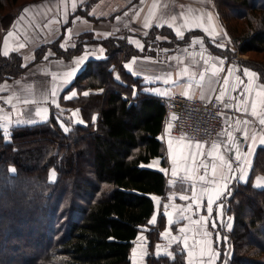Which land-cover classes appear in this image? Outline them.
I'll use <instances>...</instances> for the list:
<instances>
[{
	"label": "trees",
	"instance_id": "16d2710c",
	"mask_svg": "<svg viewBox=\"0 0 264 264\" xmlns=\"http://www.w3.org/2000/svg\"><path fill=\"white\" fill-rule=\"evenodd\" d=\"M5 1L19 2L0 0V17ZM40 1H30L27 6ZM97 1H86L72 16L82 14L98 19L90 12ZM215 1L236 51L264 52V0H224L234 4L232 16L247 20L241 36L230 29L220 0ZM18 14L13 13L12 18ZM6 22L0 18L2 35L7 31ZM196 34L206 36L193 30L180 39L170 27H153L143 36L146 49L141 51L125 35L97 41L91 33H83L73 47L64 49L52 43L42 46L44 50H37L34 62L42 61L49 47L56 56L71 59L83 50L84 37L92 36L90 42L102 43L107 57L89 61L73 85L80 90L104 88L105 91L80 97L75 102L89 123L76 125L69 120L72 128L68 133L63 131L54 111L47 122L13 126L10 143L0 128V177L11 184L7 191L24 188L23 195L29 202L41 203L37 215L43 218L50 214L40 224L45 232L26 240V227L32 222L23 214L19 216L12 211L6 215L5 209H0V216L3 215L0 256L7 264H131V250L144 225L149 226L146 264H187L186 252L180 243L172 245L175 260L156 255L167 218L160 213L157 223L149 224L156 209L152 195L166 200L172 191L179 188L185 191V185H169L164 172L143 166L153 157L164 155V144L158 135L164 129L167 109L157 96L138 90L134 94L139 79L127 71L125 62L135 55L154 54L148 47L162 44L160 36L167 37L168 45L176 46ZM213 51L227 55L218 48ZM240 62L256 70L264 83L263 64ZM22 65L19 53L5 57L0 46V84L21 76L27 69ZM116 71L122 77L121 82L115 79ZM96 112H100V117L95 125L92 118ZM91 155L93 161H87ZM52 169L58 174L55 181L49 179ZM257 174H264V146L256 152L249 180L234 182L224 197L225 212L233 217L232 229L227 232L232 257L227 264H264V187L254 186ZM222 246L225 241L220 242L221 249ZM223 251L220 250L218 264L224 258Z\"/></svg>",
	"mask_w": 264,
	"mask_h": 264
},
{
	"label": "crops",
	"instance_id": "0c3cea01",
	"mask_svg": "<svg viewBox=\"0 0 264 264\" xmlns=\"http://www.w3.org/2000/svg\"><path fill=\"white\" fill-rule=\"evenodd\" d=\"M86 1L88 0H42L29 4L27 7L35 12V20L40 24L43 37L33 38L34 32L29 29L30 20H27L29 16L25 20L26 26L17 20L8 32L0 35L2 54L4 51H8L9 54L17 52L21 54L23 65L27 66L21 76L6 79L0 85L1 92H6L2 99L5 107L0 110L4 116H0V123L8 119L9 125L16 126L41 123L43 116H48L49 120L53 111L62 128H72L69 120L76 125L89 123L81 107L75 102L80 97L93 93L100 95L105 89L80 90L73 83L89 61L107 57L106 47L99 42H85L83 50L71 59L56 56L49 47L44 59L34 62L36 49L41 43H57L67 49L75 46L76 38L83 33H91L95 39L101 40L111 36L122 37L125 35L123 31L127 30L129 33L125 36L129 43L142 51L146 49L143 36L153 27L167 26L180 39H183L189 31L201 30L205 35L216 40L219 46L230 45L226 23L218 11L215 0H99L90 9L92 15H96L98 19H91L82 14L72 16L76 8ZM45 9H49L50 12L43 13ZM19 23L22 27L18 26ZM9 32H12L11 36L7 35ZM178 33H182V36ZM28 40L33 42L29 44ZM41 40L42 42L39 43ZM160 40L162 44L149 46L155 48L152 51L154 54L135 55L125 62V65H131L127 71L139 79V85H135V93L138 90L157 96L162 101V98L175 94L209 100L212 97L220 98L223 92V99H220L225 107L226 119L225 129L217 139L197 140L177 134L168 115L165 118L164 129L158 135L164 144V155L153 157L143 166L153 165L149 168L166 169L164 173L168 184L172 186L186 184L185 190L189 191L186 192V196L189 199L186 200V204L177 202V205L168 211L165 207L160 210L157 206L154 196H162L152 195L156 209L149 224L153 225L151 221L154 216L158 221L161 211L164 214L165 211L172 213V223L169 224L166 217L167 227L162 233L163 240L157 243L159 247L156 246V253L161 250L173 253L172 245L180 243L186 252L187 264L189 261L191 264H218L220 254L217 252V246L220 242L215 240L216 225L213 226V221L215 220L219 225L223 215L230 216L225 212L224 197H227L234 182H241V176L246 182L249 180L256 152L260 146H264L261 144L264 140V126L259 124V120L264 118V96H257V93H264V87H261L264 83L260 81L256 70L241 64L235 57L229 59L212 52L201 35L193 37L187 44L176 46L168 45L167 37L160 36ZM21 45L23 47H20ZM25 52L28 57H25ZM230 69L231 74H229ZM244 69L256 73V76L245 77ZM115 79H119L118 74L115 75ZM225 79L228 80L227 84L224 83ZM53 91L58 107L51 102ZM73 92L76 96L67 99L66 97L71 96ZM124 96L127 95L124 93ZM253 99L256 100L257 115L252 114ZM42 109L48 111L41 112L38 116L37 112ZM99 117L100 112H96L92 118L93 123L98 121ZM81 120L83 123L78 122ZM0 128L6 133L2 126ZM245 130L248 132V140L242 138ZM197 143L203 145V148L190 149L189 145L194 146ZM213 145L217 147L214 149ZM236 150L242 158L240 164L235 160ZM191 151L196 152L194 157L190 155ZM185 156H189L187 161L184 159ZM173 159L176 160L175 164ZM229 163L232 171L228 169ZM205 164L208 165L207 175L203 167ZM213 165H215V185L208 183L213 178ZM241 168L242 173L237 171ZM173 170L176 171V176L172 175ZM200 176H205V181H200ZM225 176L228 177L227 180L224 179ZM187 177L192 179L189 180ZM253 184L257 188H263L264 174H257ZM202 188L208 189V192L202 194ZM176 191L179 193L184 189L179 188ZM218 191L223 193L219 199L216 198ZM194 192L197 196L196 201L192 200ZM209 196L214 200L211 214L205 210ZM197 203L200 205L199 210L196 207ZM189 205L191 209L182 213L181 209H187ZM217 205H223L222 210H218ZM202 217L207 219L202 220ZM232 226L231 216L230 229ZM181 228L184 229L183 232L179 231ZM148 229L149 226H142V231L134 241L131 264H146ZM169 231L172 232L169 234L172 240L163 247L162 244L167 243L164 234ZM173 237L176 239L174 240ZM185 239L187 247L183 245ZM194 241L195 247L192 246Z\"/></svg>",
	"mask_w": 264,
	"mask_h": 264
},
{
	"label": "rangeland",
	"instance_id": "374dc122",
	"mask_svg": "<svg viewBox=\"0 0 264 264\" xmlns=\"http://www.w3.org/2000/svg\"><path fill=\"white\" fill-rule=\"evenodd\" d=\"M30 1H33V0H19V2H17V3H9L7 1H5L4 2L5 6H3V4H2L3 8H2V15H1L0 18H1L2 22H6V20H7L6 23H8L7 24L8 26H6L7 31H5V33L8 32V30L15 24V22L17 20H19L20 22H23L25 24V26H26L27 24L25 23V20L27 19L26 17L29 16V18L27 20H30L31 27L29 29H31V31L34 32V34H32L33 38L43 37V31H41V29H40V24H37V22L35 20V12L30 10L29 7H27L28 2H30ZM220 3H221V5H220L221 9L223 10V12H225V15L227 16V21L229 23L230 29L237 36H241V34H243V32H244V30L246 28L247 20L242 17L243 15L241 16L242 18H240L239 15H238L239 18L236 17V16H232V14L230 12H231L232 6H234L233 3H231V4L228 3V2L224 3V0H220ZM20 7H22V8L20 9ZM25 8H28V12H24ZM42 12L43 13L50 12V10L49 9H45ZM13 13H19V14L12 18ZM18 26L22 27L20 25V23L18 24ZM199 31H201V30H199ZM1 34H2V31H0V35ZM228 34H229V38H230L229 44L231 46L227 45L226 47H221L218 44H216V40H213L210 37H207L208 38L207 39L206 38L207 35L204 36L202 34L193 35L189 41L183 42L182 44L183 45L187 44L190 41H192L193 37L201 35V36L204 37V40L206 41V43L210 47V49H211V46H213L214 48H218V49H220L222 51H225L226 52L225 54H227V55H223V54H220V53H217V52L213 51L214 48L211 49L212 52H214V53H216V54H218L220 56L227 57L229 59L235 57L237 59V61H239V60H248V61H252V62L260 63V64L264 65V52L238 53L236 51L235 45L233 43V39H232V37H231L229 32H228ZM93 38H94V36H93ZM83 40H84V42L92 41V36H88V37L85 36ZM96 40L98 41L99 39H96ZM32 42H33L32 40H28L29 44H31ZM41 42H42V40L39 43H41ZM45 44L46 43H41L39 45V47L36 49V52H37V50H39L41 48H43V50H44V47H42V46H45ZM178 45H180V44H178ZM50 49L55 54L54 49L53 48H50ZM148 49L151 50V51L155 50L154 47H149ZM51 50H50V52H51ZM48 51H45V52L43 51V52L46 55V53ZM24 55H25V57H28L27 56L28 55L27 52H25ZM241 64H243V63L241 62ZM243 65H245V64H243ZM245 66H247V65H245ZM116 74L119 75V79H116V80L121 82L122 77L120 76V74L117 71L115 72L114 76ZM71 87H73V85H71ZM133 88H134V86H133ZM1 90H2V88L0 89V99H3L4 93H6V92L3 93V92H1ZM4 107H5V104L0 105V110L3 109ZM1 115L4 116L3 112H0V116ZM168 119H169V117H168ZM96 123H97V120L95 121V125H96ZM0 126H2L5 129L6 138L9 140L10 137H11V135H10L11 134V130H12L13 126H16V125H13V124L9 125V119H8L7 121H3V123H0ZM180 135L187 136L185 134H180ZM187 137H190V136H187ZM87 159H88L87 161H93L92 160L93 156L91 155ZM53 172L55 173L54 180L52 179V173ZM57 176H58L57 172L54 169H52L50 171V173H49V179L51 181H55ZM10 186H11V184H9L8 180H5L1 176L0 177V209L4 208L5 209V211H4L5 213L4 214H6V215L7 214H11L12 211H13V213H16L19 216H21L22 214L25 215L26 216L25 218L27 219V221L32 222V224L31 225L28 224V226L26 227V233L27 234H24V236H25L24 239H26V240L29 239V238L35 239V237L38 236L40 232H45V230L41 228L40 224H41L42 220L43 219H47L50 216V214H46L45 216H43V218H41L36 213V211L39 209L37 207H39L40 204H41L40 201L39 202H35V203L29 202L27 200L26 196L23 195L24 188H21V190L14 189V190H11V191H7V188H9ZM186 192H189V191L185 190V191L179 192V193L177 191H172L168 195L169 198L166 199V200H164L162 197H158V196H154V198H156L155 200H156L157 206H159L160 210L163 209L167 205V209H168V211H170L171 209H173L175 207V205H177L176 204L177 202L186 204L185 200H181L179 198L181 196H186ZM221 202H223V201H221ZM225 210H226V208H225ZM23 211H25V213H23ZM160 213H162V211ZM2 217H3V215L0 216V219H2ZM221 220H223V224H219V225L216 224V229H215L216 239L215 240H217V241H219L221 243L223 241H225V246L224 247L222 246V249L219 246H217L218 247V251L217 252H218V254H220V250H224L223 251L224 258L222 259V261L224 262V264H227L228 259H230L232 257V250H229V248H228L230 246V244H228V243L231 242V241H230L229 236L227 235V232H229V230H230L227 227V225L229 223H231V216H224L223 215ZM223 230L225 231V233L223 232ZM169 234H172V232L169 231L167 233V235H165V239L164 240L167 243L162 244L163 247L168 245L169 242L172 240V238H171V236ZM225 237H226V239H225ZM161 252L163 253V252H165V250H161ZM0 260L2 262L1 264H7V262L4 261L2 256H0Z\"/></svg>",
	"mask_w": 264,
	"mask_h": 264
},
{
	"label": "built area",
	"instance_id": "2783aa9c",
	"mask_svg": "<svg viewBox=\"0 0 264 264\" xmlns=\"http://www.w3.org/2000/svg\"><path fill=\"white\" fill-rule=\"evenodd\" d=\"M177 134L197 140L217 139L225 129V107L219 97L209 100L175 94L162 98Z\"/></svg>",
	"mask_w": 264,
	"mask_h": 264
},
{
	"label": "snow or ice",
	"instance_id": "6c2138e0",
	"mask_svg": "<svg viewBox=\"0 0 264 264\" xmlns=\"http://www.w3.org/2000/svg\"><path fill=\"white\" fill-rule=\"evenodd\" d=\"M24 12H28V8H25V9H24ZM178 34L182 36V33H178ZM7 35H8V36H11V35H12V32H9ZM5 43H7V40L5 41ZM20 47H23V45H21ZM137 47H140V46L137 45ZM3 55H4L5 57H7V56L9 55V52H8V51H4V52H3ZM81 59L83 60L84 57H82ZM22 66H24V65H22ZM125 68H126V69H130V68H131V65H125ZM229 74H231V69L229 70ZM243 74H244L245 77H255V76H256V73L250 72L248 69H244V70H243ZM69 75H71V73H69ZM117 78H118V77H117ZM224 83L227 84V83H228V80L225 79ZM241 83H242V81H241ZM261 87H264V86H261ZM245 91L247 92L248 90L246 89ZM134 94H135V90H134ZM52 95H53V99H52L51 102H52L53 105H56V106L58 107V105L56 104V100H55V91H53ZM85 95H88V93H85ZM223 95H224V93L222 92V93H221V96H220L221 99H223ZM75 96H76V93L73 92V93L71 94V96H68V97H66V98H67V99H72V98L75 97ZM257 96H264V93H257ZM25 103H27V102H25ZM245 103H247V101H245ZM256 106H257V104H256V100L253 99V102H252V105H251V108H252V114H253V115H257V114H258L257 111H256ZM47 111H48L47 109H42L41 111H38V112H37V115L39 116V115H41V112H47ZM245 111H247V109H245ZM74 115H75V113H74ZM47 120H48V116H46V115L43 116V122H47ZM78 122H79V123H83L82 120H81V121H78ZM245 123H247V122H245ZM259 124H260L261 126H264V118H261V119L259 120ZM63 131H64L65 133H68V132L70 131V129H69L68 127H63ZM242 138H243L244 140H248V132H247V130L244 131V133H243V137H242ZM8 142L10 143L11 141L9 140ZM253 142H254V137H253ZM261 144H264V140L261 141ZM189 147H190V149L193 148V147H194L195 149H202V148H203V145L197 143V144L194 145V146L189 145ZM216 147H217V145H213V148H214V149H215ZM230 150H231V149H230ZM200 154L203 155L202 152H200ZM190 155H191L192 157H194V156L196 155V152H195V151H191V152H190ZM209 155H210V154H209ZM184 159H185V161H187V159H189V156H185ZM235 160H236V162H237L238 164L242 163V158H241L240 153H239L238 150L235 151ZM175 163H176V160L173 159V164H175ZM152 166H153V165H149V167H152ZM203 167L205 168V174L207 175V168H208V165L205 164V165H203ZM228 169H229V171H232V167H231V164H230V163L228 164ZM11 171L14 172L15 169H12ZM160 171H161V172H166L167 170L161 168ZM237 171H240V172L242 173L243 169L241 168V169H238ZM172 175H173V176H176V171H175V170L172 171ZM212 176H213V178H212L210 181H208V183H209V184H212V185H215V183H216V179H215V165H213V173H212ZM54 178H55V173L53 172V173H52V179L54 180ZM240 178H241V182H242V183H246V180H244V179L242 178V176H241ZM182 179H183V178H182ZM187 179L191 180L192 178H191V177H187ZM199 179H200V181L203 182V181H205V176H200ZM224 179L227 180L228 177L225 176ZM207 192H208V189H206V188H202V189H201V193H202V194H206ZM221 195H223V193L218 191V192H217V196H216V198L219 199ZM179 198H180L181 200H185V201L189 199V197H187V196H181V197H179ZM196 199H197V196H196V193L194 192V193H193V196H192V200H193V201H196ZM213 203H214L213 198H212L211 196H209V197H208V200H207V207H206V209H205V210L207 211V213H209V214H211V213L213 212ZM196 207H197V210H199V208H200L199 203L196 204ZM217 207H218V210H222L223 205H217ZM165 208H167V205L165 206ZM190 209H191V205H189L187 209H181V212L183 213L184 211H188V210H190ZM165 216L168 218V222H169V224L172 223V220H171L172 213L165 211ZM201 219H202V220H206L207 218H206V217H202ZM156 222H157V221H156V217L154 216V217L152 218L151 223L154 225V224H156ZM197 223H199V221H197ZM220 223L223 224V220H220ZM215 225H216V221L214 220V221H213V226L215 227ZM227 227L230 229V228H231V223H229V224L227 225ZM179 231H180V232H183L184 229L181 228V229H179ZM164 235H167V233H165ZM205 235H207V233H205ZM141 239H143V237H141ZM173 239L175 240L176 238L173 237ZM225 239H226V237H225ZM183 245H184V247H187V240H186V239L183 241ZM192 246H193V247L196 246V242H195V241L193 242V245H192ZM158 247H159V246H157V248H158ZM156 255H157V256H159V255H164V256H166V257H169V258L172 259V260H175V256L173 255V253H171V252H169V251H165V252H163V253H161V252H157ZM188 264H191V262L189 261ZM221 264H224V262L221 261Z\"/></svg>",
	"mask_w": 264,
	"mask_h": 264
},
{
	"label": "water",
	"instance_id": "95a60500",
	"mask_svg": "<svg viewBox=\"0 0 264 264\" xmlns=\"http://www.w3.org/2000/svg\"><path fill=\"white\" fill-rule=\"evenodd\" d=\"M171 49H173V48H171Z\"/></svg>",
	"mask_w": 264,
	"mask_h": 264
}]
</instances>
